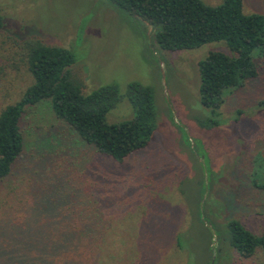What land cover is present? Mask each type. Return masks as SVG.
I'll list each match as a JSON object with an SVG mask.
<instances>
[{"label":"rangeland","instance_id":"1","mask_svg":"<svg viewBox=\"0 0 264 264\" xmlns=\"http://www.w3.org/2000/svg\"><path fill=\"white\" fill-rule=\"evenodd\" d=\"M244 9L264 13V0H244ZM0 13V109L31 82L19 44L38 39L73 54L70 75L85 94L109 83L124 93L139 82L153 89L157 114L149 145L123 163L69 131L62 137L69 138L67 148L55 141L42 148L25 238L47 242V220L57 224L74 196L82 215L101 229V264H264L259 254L240 257L217 238V228L234 218L264 230V188L253 186L264 181V108L257 106L264 81L226 89L218 116L211 115L200 102L198 62L211 50H226L221 42L163 50L140 19L109 0H0ZM132 116L123 98L107 120ZM0 220V230L8 228ZM154 225L156 232L149 229Z\"/></svg>","mask_w":264,"mask_h":264},{"label":"trees","instance_id":"2","mask_svg":"<svg viewBox=\"0 0 264 264\" xmlns=\"http://www.w3.org/2000/svg\"><path fill=\"white\" fill-rule=\"evenodd\" d=\"M109 1L140 19L163 50L216 41L225 45L226 50H211L198 62L200 102L211 115L218 116L226 89L264 81V13L245 12L244 0H221L216 5L203 0ZM3 26L0 13V31ZM19 46L31 82L17 101L0 109V217L8 224L0 230V264H101V229L82 215L74 196L57 215V224L47 220L51 235L47 242L38 243V236L25 238L24 223L36 200L30 184L38 159L46 156L42 148H53L52 141L56 147L67 148V131L117 163L147 147L157 127L153 89L134 81L124 93L109 83L85 94L71 78L75 58L68 49L38 39H24ZM123 98L133 107L132 118L108 122V112ZM257 106L264 108V98ZM210 117L212 125L218 123ZM253 186L262 189L264 181L254 180ZM42 221L33 225L34 235L39 234ZM158 228L149 226L155 232ZM217 231V238L240 257L259 254L264 261V230L255 232L234 218Z\"/></svg>","mask_w":264,"mask_h":264}]
</instances>
